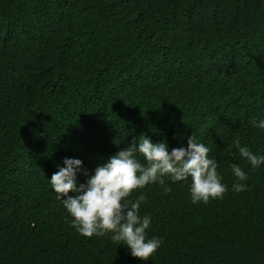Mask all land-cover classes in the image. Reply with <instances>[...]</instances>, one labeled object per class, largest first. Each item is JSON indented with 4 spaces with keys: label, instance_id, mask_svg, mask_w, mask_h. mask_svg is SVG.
I'll list each match as a JSON object with an SVG mask.
<instances>
[{
    "label": "trees",
    "instance_id": "obj_1",
    "mask_svg": "<svg viewBox=\"0 0 264 264\" xmlns=\"http://www.w3.org/2000/svg\"><path fill=\"white\" fill-rule=\"evenodd\" d=\"M252 118L264 0H0V264H264V165L230 147L264 153ZM141 134L169 151L193 135L228 185L207 204L192 203L190 178L134 190L163 237L148 261L79 234L47 181L65 157L91 174ZM232 163L246 191L232 190Z\"/></svg>",
    "mask_w": 264,
    "mask_h": 264
},
{
    "label": "clouds",
    "instance_id": "obj_2",
    "mask_svg": "<svg viewBox=\"0 0 264 264\" xmlns=\"http://www.w3.org/2000/svg\"><path fill=\"white\" fill-rule=\"evenodd\" d=\"M249 123L264 131V118H252ZM230 147L236 149L251 169L264 165V153H254L248 146H242L238 138L232 140ZM211 151L193 135L188 137L186 147H173L169 151L166 142L154 143L149 136L141 134L129 146L97 165L91 174L83 168L79 158L65 157L63 166L57 165L58 170L47 181L79 234L85 237L109 235L116 246H126L131 256L148 261L162 246L163 237L149 236L147 230L152 217L141 214L146 197L140 193L131 200V194L152 184L160 185L167 193L171 187L165 184V177L171 182H188L190 178L192 203L207 204L210 199H222L228 185L223 183L219 162L210 157ZM139 157H143V162ZM230 167L235 177L232 190L246 191L248 173L237 163ZM78 173L84 175V182L78 181Z\"/></svg>",
    "mask_w": 264,
    "mask_h": 264
}]
</instances>
